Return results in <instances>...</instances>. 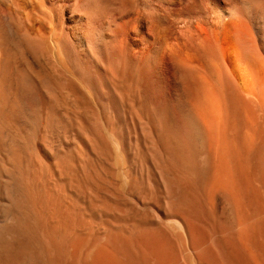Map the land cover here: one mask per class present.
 Here are the masks:
<instances>
[{
  "label": "bare ground",
  "instance_id": "6f19581e",
  "mask_svg": "<svg viewBox=\"0 0 264 264\" xmlns=\"http://www.w3.org/2000/svg\"><path fill=\"white\" fill-rule=\"evenodd\" d=\"M146 139L185 236L221 205L241 234L223 236L220 264H264V0H0V264H185L160 230L92 232L77 203Z\"/></svg>",
  "mask_w": 264,
  "mask_h": 264
},
{
  "label": "rangeland",
  "instance_id": "374dc122",
  "mask_svg": "<svg viewBox=\"0 0 264 264\" xmlns=\"http://www.w3.org/2000/svg\"><path fill=\"white\" fill-rule=\"evenodd\" d=\"M32 62V63H31ZM30 62V66H31V68L34 70V71H40L41 70V65H40V62H38V61H31ZM33 66H34V68H33ZM55 77L58 79V80H60V81H62V78L61 77H59V76H57V75H55ZM67 95V96H66ZM66 97V98H65ZM76 96L74 95V94H70L69 92H66L65 94H64V100H65V102H66V104H67V106L72 110L73 108V110L72 111H75L76 113H77V110H78V99L77 98H75ZM69 100V101H68ZM69 103V104H68ZM71 105V106H70ZM76 109V110H75ZM78 114V113H77ZM147 138V137H146ZM148 141H149V139H146V141L144 142V144H141L140 146L138 145L137 147H139L140 148V153H141V150L143 149V148H145L146 147V145H147V143H148ZM138 144V143H137ZM146 144V145H145ZM145 145V146H144ZM148 145H150V144H148ZM147 145V146H148ZM151 146V148H154V149H156L155 147H153L152 146V144L150 145ZM150 146H148V147H146V150L145 149H143L144 150V152L145 151H148L149 149L151 150V148H150ZM134 147V146H133ZM132 147V148H133ZM135 149H138V148H136V147H134L133 148V152H135V154H137V152L139 151H137V150H135ZM135 150V151H134ZM149 150V151H150ZM149 151H148V153H149ZM154 151V152H153ZM151 150L150 151V153L149 154H151V155H153L152 157H151V155H149V157L151 158L149 161L147 160V157H146V160L148 161H145L146 162V164L144 163V159H142V158H140L141 156L144 158L145 156H146V154H147V152L145 153V154H143L142 155V153H141V155H140V153H138L136 156H134L135 154L132 152V154L131 155H133L134 157L132 158V159H134V160H132L131 158H129V159H131L129 162H130V164H129V162L126 160L125 161V163H124V165L122 166V167H120V169L118 168V169H116V168H113V169H116V170H114L115 172H113V174H112V172H110L109 173V171H108V176H110L111 174V176L110 177H112L111 179L113 180H111L109 177H107L106 178V180H109L110 179V183H108V181H105L104 182V180H105V176H104V178H102L103 179V181H99V179H98V181H99V183H98V181H97V179H95V181L93 182V181H90L89 182V186L87 185V188H86V186L84 187V190H79L78 191V195L80 194V196H82V199H81V201H77V203H78V206L80 207V208H82V210H83V213L82 214H84V216H86L87 217V220H88V222H90L93 226H94V229H92V232H97V230H100L101 229V226H102V228L104 227V226H110L111 228H114V229H119V230H121L122 229V231H124L125 232V230L127 231L126 233H128V234H133L135 237H139V236H141V233L143 234H145V233H158L159 234V232H161L160 234H166V236H169V237H171V240H172V246H174L173 248H174V251H175V253L178 255V257H180V259L182 260V262L184 263L185 262V264H220L221 263V257L220 256H222V254L220 253L221 252V248H222V244H223V236H228V237H234L235 239H238L239 238V236H240V234H241V227H236V229H234V230H230V231H228V232H231L230 234L228 233V232H225V230H224V228L221 226V225H219V224H221V219H222V206L221 205H215L214 206V208H212V207H210L209 208V206H207L208 207V209H207V207H205V208H203V207H201V208H203L202 210H200L201 208H199V211L200 212H198L197 211V213L195 214H193L192 215V219H193V221H194V224H195V226H196V228H197V238L200 240V237H204L205 238V241H206V243H205V241H204V238H202L203 239V241L202 240H200V243L197 245L196 243H197V241H199V240H197L196 241V239L197 238H195L194 240H190L187 236H185V234H184V232H183V230H182V228H181V226L179 225V223H178V215H179V212L181 213L182 212V210H179L180 209V204L179 203H181L182 202V197H181V195L179 194V192H176V191H178V190H176L174 193H173V190H172V188H171V191L169 190V187L170 186H168L169 185V183L171 182L170 181V179H173V175L170 173V172H168V171H164V169H163V161L161 160V156H160V154H158V153H160L159 151H157V150ZM156 151V152H155ZM143 152V153H144ZM153 154H152V153ZM77 154H78V152H77ZM110 154L112 155L113 154V151L112 152H110ZM109 154V156L111 157V155ZM86 155V154H85ZM138 155H140V156H138ZM87 156V155H86ZM85 156V157H86ZM135 157L136 158H140V161H139V163H141V165H139V163L137 162L138 160L137 159H135ZM156 157H157V160H156ZM87 158V157H86ZM153 158H155V160L156 161H153L154 159ZM159 158V159H158ZM128 159V160H129ZM142 159V160H141ZM87 160H89V159H87ZM135 160H136V163H134L135 162ZM160 160V161H159ZM133 161V164L134 165H131V162ZM86 162V159L84 158V164H82V166L84 167V165H85V169L87 170V168L86 167H88L89 168V165L87 164V162ZM127 162H128V164L130 165V166H136V168H140L141 166H142V169H141V172H140V169H136V168H134V170H132L131 171V169L129 168L128 169V167H127ZM144 163V165H142L143 163ZM156 162V163H155ZM157 162H159V168L157 167ZM162 162V163H161ZM147 163H148V165H147ZM150 163H153V164H156V166L155 167H153L152 166V164L150 165ZM160 163H161V165H160ZM80 164V165H81ZM90 164V163H89ZM125 164H126V167H124L125 166ZM111 166V165H110ZM148 166H149V168H148ZM112 167V166H111ZM111 167H109V165H107V169H109L110 171H111ZM156 167H157V170H158V172H159V175H158V173L157 172H155V171H157L156 170ZM162 167V168H161ZM126 168H127V170H126ZM132 168V169H133ZM153 168H155V169H153ZM90 169H91V167H90ZM90 169H88L89 171H90ZM112 169V170H113ZM123 169V170H122ZM159 169H161V171L159 170ZM92 170V169H91ZM94 170V169H93ZM119 170V171H118ZM137 170V171H136ZM144 172H143V171ZM153 170H155V171H153ZM128 171H131L130 173L128 172ZM120 172V173H119ZM124 172V173H123ZM136 172V173H135ZM161 172H164V173H162L161 174ZM168 172V173H167ZM117 173L119 174L118 176H117ZM144 175H143V174ZM157 173V174H156ZM142 174V175H141ZM151 174V175H150ZM160 174H161V176H160ZM165 176H164V175ZM107 175V174H106ZM121 175V176H120ZM127 175V176H126ZM130 175V176H129ZM125 176H126V178H125ZM142 176V177H141ZM163 176V177H162ZM118 177V178H117ZM137 177V178H136ZM139 177V178H138ZM145 177V178H144ZM171 177V178H170ZM124 178V179H123ZM131 178V179H130ZM135 178V179H134ZM147 178V179H146ZM163 178V179H162ZM166 178V179H165ZM101 179V178H100ZM101 179V180H102ZM115 179V180H114ZM145 180V182H144V180ZM158 179H159V181H158ZM92 180V179H91ZM94 180V179H93ZM117 180H119V181H117ZM97 181V182H96ZM115 181V182H114ZM117 181V182H116ZM136 183H135V182ZM161 181V182H160ZM170 181V182H169ZM102 182V183H101ZM113 183V184H112ZM117 183V184H116ZM164 183V184H163ZM135 185V186H132V185ZM93 185V186H92ZM101 185V186H100ZM108 185V186H107ZM117 185V186H116ZM125 185V186H124ZM144 185V186H143ZM164 185V186H163ZM92 186V187H91ZM97 186V187H96ZM99 186V187H98ZM116 186V187H115ZM127 186V187H126ZM148 186V187H147ZM163 186V187H162ZM166 186H167V188H166ZM120 187H122V188H120ZM131 187V188H130ZM135 187V188H134ZM139 187V189H138V191L136 190L137 188ZM91 188V189H90ZM127 188H129L130 190L128 191V189ZM152 188V189H151ZM165 188L167 189V191L165 190ZM101 189H103V191L101 190ZM119 189H121V190H119ZM132 189V190H131ZM135 189V190H134ZM164 189V190H163ZM147 192H146V191ZM150 190V191H149ZM162 190V191H161ZM175 190V189H174ZM99 191V192H98ZM115 191V192H114ZM118 191V192H117ZM121 191V192H120ZM123 191H124V193H123ZM128 191V192H127ZM145 191V192H144ZM154 191H157V192H154ZM164 191H166V192H164ZM80 192V193H79ZM93 194H92V193ZM98 192V193H97ZM102 192V193H101ZM120 192V193H119ZM132 192H134V193H136V194H132ZM140 192H142V193H140ZM160 192V193H159ZM168 192V193H167ZM87 193V194H86ZM104 193V194H103ZM144 193V194H143ZM86 196H85V195ZM131 194V195H130ZM140 194V195H139ZM143 194V195H142ZM147 194V195H146ZM156 194V195H155ZM175 194V195H174ZM177 194V195H176ZM98 195H99V197H98ZM163 195H165V196H163ZM95 196H96V198H95ZM128 196V197H127ZM146 196H147V198H146ZM151 196L153 197V198H151ZM173 196V197H172ZM174 196H175V198H174ZM180 196V197H179ZM104 197V198H103ZM120 197H122V198H120ZM129 197H130V200H132L131 201V203H130V200H129ZM145 197V198H144ZM163 197V198H162ZM170 197H172V198H170ZM177 197V198H176ZM99 198V199H98ZM101 198V199H100ZM114 198V199H113ZM117 198V199H116ZM127 198V199H126ZM165 198V199H164ZM115 199H116V201H115ZM125 199V200H124ZM134 199V200H133ZM143 199H144V201H143ZM168 199H170V200H168ZM180 201H179V200ZM105 200V201H104ZM109 200V201H108ZM113 200V201H112ZM129 200V201H128ZM169 201V203H165V202H168ZM174 200H176L175 202H174ZM178 200V201H177ZM108 202V204H109V206H110V209H109V211H107V214L105 213V215H104V213H102L98 218H96L95 219V217L92 215V209H102V204H101V202ZM144 202V203H142V202ZM99 202V203H98ZM114 202V203H113ZM149 202V203H148ZM87 203V204H86ZM118 203V204H117ZM128 203V204H127ZM90 204V205H89ZM111 204V205H110ZM165 204V205H164ZM170 204V205H169ZM176 204H179V205H176ZM86 205V206H85ZM89 205V206H88ZM100 205V206H99ZM114 205V206H113ZM160 205V206H159ZM91 206V207H90ZM113 206V207H112ZM162 206V207H161ZM213 206V205H212ZM84 207H85V209H84ZM130 207H132L131 209H130ZM170 207V208H169ZM177 207H179L178 209H177ZM115 208H116V210H115ZM169 209V211H168V209ZM90 209V210H89ZM119 209H121V210H119ZM127 209V210H126ZM117 213H116V212ZM127 211V212H126ZM84 212H86V214L84 213ZM91 212V213H90ZM127 213V214H125V213ZM166 212V213H165ZM169 212H171V213H169ZM88 213V214H87ZM125 215H124V214ZM132 213V214H131ZM115 214V215H114ZM141 214V215H140ZM163 214V215H162ZM88 215V216H87ZM130 215V216H129ZM139 215V216H138ZM146 215V216H145ZM166 215H167V217H166ZM170 215H172V216H170ZM249 215V214H248ZM248 215H247V217H248ZM174 216H177V217H174ZM216 216V217H215ZM221 216V217H220ZM89 217V218H88ZM141 217V218H140ZM172 217V218H171ZM250 218H252V214L249 216ZM248 217V218H249ZM109 218V219H108ZM214 218V219H213ZM221 218V219H220ZM99 221H98V220ZM122 219V220H121ZM126 219V220H125ZM136 219V220H135ZM142 219V220H141ZM166 219V220H165ZM214 221H213V220ZM238 219H240V218H238ZM89 220H91V221H89ZM138 220V221H137ZM153 220V221H152ZM96 221V222H95ZM128 221V222H127ZM147 221V222H146ZM236 221L238 222V220L236 219ZM100 222V223H99ZM89 223V224H90ZM124 223H126V224H124ZM134 223V224H133ZM150 225H149V224ZM160 223L162 224L163 223V226L161 225V227H159L160 226ZM167 223L169 224V225H167ZM209 225H208V224ZM130 224V225H129ZM139 224V225H138ZM157 224V225H156ZM216 224V225H215ZM238 224H239V222H238ZM237 224V225H238ZM92 225H90V227L92 226ZM96 225H98L97 227H96ZM101 225V226H100ZM171 225V226H170ZM204 225H207V226H204ZM210 225H212V226H210ZM92 226V227H93ZM126 226V227H125ZM131 226V227H130ZM165 226V227H164ZM168 226L170 227V229H171V231H170V229L168 228ZM176 227V226H178L177 228L178 229H176V228H174V229H172L173 227ZM157 227V228H156ZM207 227V228H206ZM213 227V228H212ZM222 227V228H221ZM142 228H144V229H142ZM154 228V229H153ZM161 228V229H160ZM203 228H204V230H203ZM209 228H211L212 230H210ZM216 228V229H215ZM218 228V229H217ZM221 228V229H220ZM240 228V229H239ZM168 230L169 229V231L166 233V231L165 230ZM175 229H176V233H174V231H175ZM93 230H95V231H93ZM140 230H142V231H140ZM159 231V232H155V231ZM163 230V231H162ZM174 230V231H173ZM204 231V233H203V231ZM209 230L211 231V233H213V235L211 234L210 236H208L209 235ZM216 230V231H215ZM149 231V232H148ZM199 231V232H198ZM234 231V232H233ZM239 231V232H238ZM133 232V233H132ZM169 232H171L170 234H168ZM136 233H137V235H136ZM201 233H203L202 235H201ZM238 233V234H237ZM226 234V235H225ZM236 234H237V236H236ZM174 237H173V236ZM205 235V236H204ZM206 236H207V238H206ZM221 236V237H220ZM173 237V238H172ZM219 237V238H218ZM189 239V240H188ZM216 239V240H215ZM176 240V241H175ZM189 241H192V242H189ZM213 241H215V242H213ZM183 242V243H182ZM202 242L204 243V244H202ZM178 243V244H177ZM192 244V245H191ZM185 245V246H184ZM197 245V246H196ZM209 245V246H208ZM217 245H218V247H217ZM178 246V247H177ZM198 247V248H197ZM208 247V248H207ZM186 248V249H185ZM186 251H185V250ZM203 249V250H202ZM182 250V251H181ZM202 250V251H201ZM248 250L250 251V253L251 254H253L254 252H255V249L253 248V247H251V246H249L248 247ZM252 251V252H251ZM203 254V252H204V256L201 254V253ZM198 253V254H197ZM201 254V255H200ZM221 254V255H220ZM201 256V257H199L200 259L198 260V257L197 256ZM208 256V257H207ZM205 257H206V259H205ZM195 260H194V259ZM219 259V261H218V259ZM197 259V260H196ZM196 261V262H195ZM208 262V263H207ZM255 264L254 263V259H250L249 260V262H248V264Z\"/></svg>",
  "mask_w": 264,
  "mask_h": 264
}]
</instances>
